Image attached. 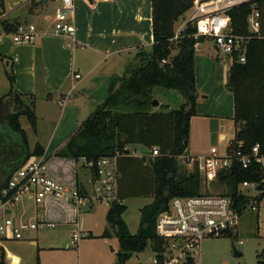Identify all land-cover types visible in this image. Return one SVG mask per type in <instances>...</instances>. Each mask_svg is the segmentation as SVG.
<instances>
[{
  "label": "trees",
  "instance_id": "obj_1",
  "mask_svg": "<svg viewBox=\"0 0 264 264\" xmlns=\"http://www.w3.org/2000/svg\"><path fill=\"white\" fill-rule=\"evenodd\" d=\"M256 3L260 13L258 33L261 39L253 38L246 44L244 63L238 62L239 53H234L228 71L226 87L233 98L232 121L235 127L229 147L242 141L245 151L259 144L260 151L264 153V0H256ZM192 4L193 0H151L153 43L150 52L137 53L135 64L115 80L104 102L53 154L75 162L82 159L91 161L94 163L91 172L96 173L95 164L99 159L118 153L115 159L118 199L122 202L129 198L152 196V202L140 211L135 234L128 231L122 219L125 210L122 203H114L108 208L105 218L110 230L105 229L100 237H116L119 251L115 264H124L132 254L143 252L147 244L160 246L161 240L155 234L158 215L167 209L172 198L199 194V175L195 168L191 172L183 171L177 160L186 153L190 119L196 115V41L192 37L195 29L190 23L185 24L176 38L174 26ZM4 12L5 1L0 0V14ZM249 14L246 4L229 12L232 33H249L246 22ZM18 25L16 21L1 20L0 30L14 32ZM6 77L9 91L5 98H0V193L12 173L29 157L44 154L39 144L32 150L29 148L26 133L20 125V117L23 116L32 132H36L34 99H26L14 89V78L10 73ZM155 88L176 91L183 103L168 112H152L150 103L154 99L152 91ZM116 108L122 111L115 112ZM134 144L143 145L148 150L157 147L159 155L148 159L145 164L147 155L128 148ZM131 152H135V156H131ZM222 179L228 186L227 194L235 195L238 184L251 180V177L246 170L236 167ZM143 186H148V189H143ZM77 189L84 194L85 189L79 181ZM256 259V264H264V245ZM0 264H6L2 250Z\"/></svg>",
  "mask_w": 264,
  "mask_h": 264
},
{
  "label": "crops",
  "instance_id": "obj_2",
  "mask_svg": "<svg viewBox=\"0 0 264 264\" xmlns=\"http://www.w3.org/2000/svg\"><path fill=\"white\" fill-rule=\"evenodd\" d=\"M48 3L49 0H40V2L20 4L19 7L27 4L31 6L26 16L16 15V9L9 8L5 3V12L0 14V21L32 24L36 27L38 36L34 44H13L5 39L0 43V63L8 69L4 71L5 77L10 73L14 78V89L26 99H34L36 132H32L30 126L29 129L31 135L35 137L34 146L39 144L43 148L42 157L49 178L67 188H77L79 181L85 190H89L90 175L85 182L82 180L78 172V162L69 158L54 157L53 154L65 145L92 110L104 102L115 80L135 64L137 53L150 52L153 43L151 0H74L73 12L68 23L74 26L76 45H72L69 38L54 34L53 23L57 8L53 13L33 11L34 6L42 4L46 7ZM16 4H19L18 1ZM184 15L174 26L177 36L185 27ZM210 42L203 40L195 47L196 115L190 119V136L186 150V154L191 156L206 154L212 147L202 139L205 134L202 133L204 131L201 129L200 121L225 126L228 123L233 124L232 94L224 90L229 70L211 65L212 57L208 51L211 48L215 49V46L212 42L211 46H208L207 43ZM74 74L80 75V79L74 80ZM72 86H74L73 90H71ZM7 88L6 95L9 91V81ZM154 91L155 89L152 95L159 105L151 106L152 112L170 111L172 108L169 104L161 100L158 95L155 97ZM6 95L0 98H5ZM223 96L226 101L225 106L220 102ZM62 99L65 102L60 105L59 101ZM182 103L183 100L180 104ZM41 127L44 129L43 137ZM24 131L29 146L30 135L28 131ZM233 137L234 134L232 139ZM232 139L226 141L225 146ZM34 146L29 148L32 150ZM95 205L87 211L93 210ZM81 211L76 210L64 199L46 198L36 202L32 195H25L11 214L21 221L32 217V222L60 221L75 226ZM105 216L106 213L104 218ZM53 223L56 226L57 223ZM88 232V236H92L91 231ZM34 233L30 232L22 241L34 238L37 240ZM102 233L93 236L101 238ZM232 245L231 242V247ZM2 249L4 248L0 246V250ZM9 256L13 262L10 264H22L21 254L9 253ZM4 261H6L5 254Z\"/></svg>",
  "mask_w": 264,
  "mask_h": 264
},
{
  "label": "built area",
  "instance_id": "obj_3",
  "mask_svg": "<svg viewBox=\"0 0 264 264\" xmlns=\"http://www.w3.org/2000/svg\"><path fill=\"white\" fill-rule=\"evenodd\" d=\"M21 3L40 0H19ZM74 0H60V6L55 11L54 34L74 39V26L68 21L73 12ZM248 5L250 14L247 18L248 34L237 35L231 31L229 12L242 5ZM186 23L195 29L192 37L196 47L200 41H211L215 49L226 57L230 64L234 53H239L238 62L244 63L243 56L246 44L259 36L260 13L256 0H193L191 15ZM38 36L36 27L32 24H19L14 32L0 31V43L5 39L13 44H34ZM177 35H175V38ZM74 80L80 75L74 74ZM74 86L71 87L73 90ZM64 99L59 101L62 105ZM229 143L220 151L212 146L208 152L199 156L184 154L177 158L178 163L191 172L195 168L199 179L208 183L216 182L226 187L224 193H199L195 196L172 198L167 209L160 213L155 221V234L161 240V245L149 244L152 256L139 264H200L195 256L201 254V243L205 239L222 237L236 238L240 218L247 212L258 213L261 201L264 200V153L260 145L255 144L248 151L243 148V142L229 147ZM104 157L99 159L96 173H92L93 162H85V168L90 172V189L80 194L77 188L66 186L49 178L44 158L29 157L21 167L15 170L0 193V240L22 241L26 234L38 229H52L53 222H26L16 219L11 212L25 195H32L36 202L46 198L64 199L76 210H90L95 204L111 207L122 202L117 196V172L115 159ZM135 156V152H131ZM144 155V154H142ZM159 155L157 147H152L147 155L153 159ZM238 167L246 170L251 180L238 184L235 195H228V186L222 177H228ZM77 227V223L75 224ZM86 234L74 231L71 244H76ZM238 241V245H242Z\"/></svg>",
  "mask_w": 264,
  "mask_h": 264
},
{
  "label": "rangeland",
  "instance_id": "obj_4",
  "mask_svg": "<svg viewBox=\"0 0 264 264\" xmlns=\"http://www.w3.org/2000/svg\"><path fill=\"white\" fill-rule=\"evenodd\" d=\"M16 1H18L19 4H16ZM5 3L9 8L16 9V15L26 16L28 10L31 8L29 4L19 7L20 4H22L19 0H5ZM59 6L60 0H49L46 7L42 4H38L33 7V11L53 13ZM191 9L192 7L183 17L186 19V22L191 15ZM207 45L211 46V42L210 44L207 43ZM208 53L212 57L211 65H214L215 68H227L229 70L230 60L225 54L213 48H211ZM5 69L6 67L0 63V97L5 96L8 89V81L4 74ZM224 76L226 77V73ZM224 90L230 94L227 87H225ZM154 94L155 97L158 95L161 100L166 101L172 109H177L183 100L179 93L172 90L155 88ZM220 102H222L223 105L225 104L226 101L224 96L220 99ZM121 110V108H116L115 112ZM206 111L208 110L206 109ZM20 123L22 128L28 131L30 135L29 147L34 146L35 137L31 135L26 118L21 117ZM49 124H51V122ZM199 124L202 125L201 129L204 131L202 133L205 134L202 139L207 142L208 146H215L220 151L224 149L225 142L232 139L234 134V126L232 123H228V125L225 126L222 124L216 125V123H205L200 121ZM192 131L194 133V130ZM41 132L43 137L44 129H42V127ZM222 135L224 138H222ZM185 169L186 168L183 166L182 170L184 171ZM178 171H180V168ZM78 172L84 182L90 175L89 171L83 167L82 160L78 162ZM199 182V193L215 194L224 193L226 191L225 186L216 182L208 183L206 186L202 179H199ZM143 189H148V186H143ZM151 202L152 196L123 200L122 204L125 206V210L122 214V219L131 234L137 232L141 209ZM107 210L108 208L103 205H95L94 209L91 211L82 209L78 215V221L76 222L77 227L69 222L53 221L57 223L54 228L38 229L35 231L34 235L37 236V240L35 238L32 240L15 242L0 240V246L4 248L2 249V253L5 254V262H7V264L13 263L9 259V253H11L13 255L21 254L23 257L22 264L36 262L39 264H115L117 261L116 254L119 251V244L116 237L112 235L111 238L103 240L102 238L93 236L100 235L104 228L109 229L104 218ZM27 218L25 219L26 221H33L31 219L32 217ZM77 230L80 234L85 233L86 237L80 239L76 244H71L72 233ZM88 231H91L92 236H88ZM28 234L26 235L28 236ZM263 238L264 200L261 201L258 213L249 211L240 218L236 239L230 237L205 239L201 243L200 256L194 255V259L200 264H256V256L264 245ZM238 241H242V245H238ZM231 242L233 243L235 251L241 253V256H234ZM111 249L113 251H111ZM151 256L149 244H147L143 252L132 254L130 259L124 264H139L144 259H148Z\"/></svg>",
  "mask_w": 264,
  "mask_h": 264
},
{
  "label": "water",
  "instance_id": "obj_5",
  "mask_svg": "<svg viewBox=\"0 0 264 264\" xmlns=\"http://www.w3.org/2000/svg\"><path fill=\"white\" fill-rule=\"evenodd\" d=\"M89 1H91V0H89ZM150 104H151L152 107H157L159 105V102L156 99H153V100H151ZM128 148L132 149V150H136L139 153L144 154V155H148L149 154V150L146 147H144L143 145L134 144V145H129ZM232 249H233L235 257L241 256V254L239 252L235 251V248H234L233 245H232ZM111 251H113V250L111 249Z\"/></svg>",
  "mask_w": 264,
  "mask_h": 264
}]
</instances>
